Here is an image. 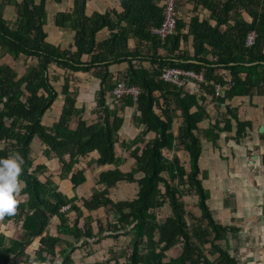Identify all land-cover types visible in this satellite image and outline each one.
<instances>
[{
    "label": "trees",
    "instance_id": "obj_1",
    "mask_svg": "<svg viewBox=\"0 0 264 264\" xmlns=\"http://www.w3.org/2000/svg\"><path fill=\"white\" fill-rule=\"evenodd\" d=\"M46 1L15 0L18 18L14 22L4 17L0 7L1 53L14 59L26 56L38 61L28 63L23 74L8 63L0 65V157L19 152L24 158V184L17 211L1 219L2 224L12 221L19 225L21 235H7L0 224V264H19L20 260L29 264L33 256L47 264H75L73 254L77 249L87 247L91 252L93 243L121 235L131 236L129 244L121 252L111 248L105 262L94 264H242L230 253L228 243L229 233H238L241 228L218 222L208 204L210 193L199 166L203 148L198 132L199 124L210 118L209 96L226 102L235 96L264 93V0H187L194 3L195 13L189 21L179 15L177 30L165 43L152 32L164 18V0H120L121 11L92 14L86 10L88 0H75L72 10L55 16L56 25L73 26L76 31L74 44L66 48L48 39L44 27ZM184 1L178 3V13ZM200 6L210 11L209 18H201ZM105 28L109 30L108 37L98 41V32ZM252 30L257 32V39L249 47L246 37ZM132 38L137 39L134 49L129 46ZM161 48L166 55L159 54ZM144 60L150 65L144 66ZM121 62H128V68L118 80L110 66ZM54 67L64 71L60 91L54 84L58 79ZM167 67L194 71L203 75L204 81L198 83L196 91L192 89L196 82L190 89L166 82L161 74ZM79 71L100 79L95 107L98 120L93 123H88L83 111L76 107L78 92L72 89L71 80L73 73ZM120 81L138 86L140 93L136 100L124 95L119 105L111 107L107 96ZM223 83H228L224 96L216 97V84ZM60 93L64 103L59 118L47 125L43 118ZM127 106H135L133 121L144 125V129L130 142L122 143L133 148L130 154L135 159L131 170L122 171L118 166L123 159L117 156L116 148L124 122L120 112ZM225 107L204 133L215 141L220 132L231 131L235 125L239 141L252 123L242 120L237 108ZM177 111L182 124L175 133ZM77 116V127L72 128L71 122ZM150 132L155 135L147 138ZM36 137L43 143L47 158L59 159L61 176L71 175L74 190L86 181L85 169L77 168L81 158L97 151L96 164L116 165L98 175L97 183L106 187L95 188L89 198L69 197L51 176L43 180L40 176L48 167L35 162L32 143ZM177 146L188 152L189 168L177 155L171 158L165 154ZM119 181L138 184L133 199L115 201L109 196V188ZM185 195L197 197L194 206L199 208V215L187 208L182 199ZM80 200L82 204L78 203ZM166 204L169 213L161 219L158 209ZM100 208L108 212L105 221L85 216L84 210ZM71 211L76 213L73 221L69 217ZM54 216L60 220L57 234L48 229ZM190 217L206 225L192 227ZM210 236V253L217 255L214 259L205 251ZM35 240L39 246L31 255L27 249ZM178 245L180 253L169 256L167 252ZM121 257L123 263L119 261Z\"/></svg>",
    "mask_w": 264,
    "mask_h": 264
},
{
    "label": "crops",
    "instance_id": "obj_2",
    "mask_svg": "<svg viewBox=\"0 0 264 264\" xmlns=\"http://www.w3.org/2000/svg\"><path fill=\"white\" fill-rule=\"evenodd\" d=\"M14 1L15 0H13V2H8L7 0H0V7L4 17L12 22L16 21L18 18L17 7ZM35 2L39 3L40 0H35ZM182 4L183 6L181 7ZM182 4L179 6V15H181L186 21H189L191 15L195 13L194 3L186 0L182 2ZM74 5L75 0L46 1L47 22L44 27L48 33L49 41L55 45H60L66 48L74 44L76 32L74 27L68 26L61 28L55 23V16L57 13L70 11L73 9ZM111 9L121 11V1L88 0L86 10L88 14H92L94 11L104 13ZM198 11H200L201 18L210 17V11L208 9L200 6ZM245 17L247 20H250L249 15L245 14ZM210 22L214 23V20L210 19ZM108 35L109 30L105 28L98 32L97 40L102 41L106 39ZM136 44L137 39H130L129 46L131 49H134ZM187 48L192 53L193 48L191 46H188ZM73 49H75V47H73ZM159 54L166 55L167 52L161 48L159 49ZM8 58L13 59L10 54H4L2 57L0 56V65L8 63ZM29 60L31 64H36L38 62L35 58H28V62ZM142 64L144 66L150 65L149 61L145 60L142 61ZM127 68L128 62L116 63L110 66L115 79L118 80L126 73ZM55 69V74L58 75V78H61L62 85L64 82V71L59 68ZM194 82L196 81L191 80L187 88H192V83ZM71 85L73 90H78L76 107L83 111V118L86 119L88 123L97 121L98 114L95 112L96 92L100 87V79L91 74H87L86 72L79 71L73 73ZM107 101L111 107H114L116 104L119 105L121 102L120 100L114 99L110 93L107 96ZM63 103L64 95L60 93L53 107L46 112L43 118L45 124L52 125L58 120ZM226 105H231L237 108L239 117L242 120H249L252 123V126L247 130V135L239 141L236 138L235 125L231 131L220 132V135L215 141H213L211 137L208 138L204 133V130L210 126L211 122L215 121L220 113L225 111ZM207 111L210 114V118L203 120L199 124L200 131L198 133L203 148L199 160V166L202 171L201 178L203 179V184L210 193L208 204L218 222L235 225L241 228L238 233H229L228 243L230 253L242 264H264V93L254 94L253 96H235L232 99L226 100V102H221L217 98L212 99L209 96L207 100ZM134 112L135 106H127L120 112V115L124 117V122L119 130V144H117L116 150L117 156H120L123 159L118 166L122 171L131 170L135 162V159L130 154L133 148H127L122 143L130 142V140L137 137L144 129V125L139 126L133 121ZM177 113L180 114V111H177ZM78 119V116L74 117L71 122L72 128L77 127ZM181 124L182 117L178 118L177 130H179ZM173 129L175 130V124ZM154 135V132H150L147 136L152 138ZM36 143H39V145ZM36 146L41 150L38 151ZM32 148L35 162L46 164L48 167L45 174H41L40 177L43 180H46L47 176H51V179L56 183L59 189L69 197L78 195L80 198H89L95 188L104 189L106 187L104 184L97 183L98 175L102 171L116 167L115 164H96L94 161L99 157L97 151L90 153L86 157H82L77 168L85 169L86 181L74 190L70 179L71 175L67 177L61 176L62 169L59 159H49L44 155V146L38 137L33 140ZM166 152L167 150L165 151V154ZM168 152L169 154L167 156L171 158L174 155L178 156V153L175 150ZM138 175V177L141 176L140 174ZM137 190V183L119 181L116 186L109 188V196L115 201L133 199L136 196ZM192 198L193 210H191L195 215H199L200 213L197 206H194L197 204V197L193 196ZM78 203L82 204V200ZM167 206L168 204L165 205V208ZM84 213L85 216L92 215L94 219L100 218L103 221L106 220L104 219V216H106L107 213L104 208L95 211L84 210ZM158 213L159 215L161 213L164 217L168 214L167 211L161 210V208L158 209ZM69 217L70 221H73L76 218L75 211L69 212ZM110 217L114 218V214H110ZM162 218L163 217H161V219ZM59 222L60 220L57 216L52 218L50 225H53L55 230L54 232L49 231L51 234L58 233L57 225ZM188 222L192 227L202 224V221L195 220L191 217ZM83 223L84 221L82 219L80 226H82ZM202 225L205 226L206 224L204 223ZM93 226L94 230L97 231L96 220L93 222ZM62 237L69 238L63 234ZM211 239L212 237L210 236L209 243H205V251L211 259H214L217 255L210 253ZM130 241V235H121L118 239L104 237L100 243H93L92 247L96 250L97 246L100 254L104 253L105 249L109 251L113 248L118 251L120 246L129 244ZM225 242L226 241H222L223 244ZM225 244H227V242ZM79 249L84 250V248ZM180 249L181 246L178 245L170 249L167 253L169 256L174 257L180 253ZM212 255H214V257H211ZM88 257H83L81 259L82 264H88L90 262Z\"/></svg>",
    "mask_w": 264,
    "mask_h": 264
},
{
    "label": "built area",
    "instance_id": "obj_3",
    "mask_svg": "<svg viewBox=\"0 0 264 264\" xmlns=\"http://www.w3.org/2000/svg\"><path fill=\"white\" fill-rule=\"evenodd\" d=\"M182 0H164V18L159 26L153 27L152 32L161 40L162 43H165L168 38L173 35L177 30L178 23V9L177 5ZM257 39V32L252 30L248 33L246 37V45L251 47L255 44ZM161 79L166 82L173 83L180 87H188L191 80L196 81L194 83L193 90L196 91L199 89L198 83L203 82V75L197 74L194 71L184 70L178 67H167L163 70L161 74ZM231 78L228 77L227 81L231 82ZM228 83L216 84V97H223L224 92L227 89ZM140 93V89L136 85H129L124 81L117 83L115 88L111 92V96L120 100L124 95H132L136 100ZM68 206L63 207L62 210H65Z\"/></svg>",
    "mask_w": 264,
    "mask_h": 264
},
{
    "label": "rangeland",
    "instance_id": "obj_4",
    "mask_svg": "<svg viewBox=\"0 0 264 264\" xmlns=\"http://www.w3.org/2000/svg\"><path fill=\"white\" fill-rule=\"evenodd\" d=\"M182 4V3H181ZM183 6V4L181 5V7ZM188 46H189V44H188ZM0 56L2 57L3 56V54L0 52ZM9 60H8V64H10L11 66H13L20 74H23L24 72H25V70H26V68H27V66H28V63H30L31 64V62H30V60H29V62H28V59H26L25 57H19L18 59H12V58H8ZM88 74V73H87ZM78 75H81V74H78ZM85 76V75H84ZM79 81V80H78ZM61 83H62V80H61V78L59 77L57 80H55L54 81V84H55V86L57 87V89L60 91L61 90ZM78 87V86H77ZM186 89H190V88H187L186 87ZM77 90V89H76ZM78 91V90H77ZM178 118H180V114L178 113L177 114V117H176V121L174 122V124H175V130H174V132L175 133H177L178 132V130H177V126H178ZM147 138H149L148 136H146ZM37 145H39V143H36ZM1 146V145H0ZM36 149L38 150V151H40L41 149H39L38 148V146H36ZM175 151H177V153H178V156L180 157V159H181V162L183 163V164H185L188 168H189V156H188V154H187V151H185L181 146H177L176 147V149H175ZM169 154V152L167 151L166 152V155H168ZM139 176V175H138ZM165 176L170 180V178H169V176H168V174H165ZM193 196L192 195H185V196H183V200L185 201V203H186V205H187V208H190V209H192L193 210V208H192V202H193V198H192ZM167 208V209H166ZM165 208V206L164 207H162L161 208V210H165V211H167L168 213H169V208L168 207H166ZM199 209V208H198ZM73 213V212H72ZM106 213H107V215H108V212H107V210H106ZM162 213V212H161ZM161 213H160V218L161 217H164V215H161ZM74 214V213H73ZM106 215V216H107ZM106 216H104V219H107V217ZM112 217V216H111ZM2 218H0V224H2V220H1ZM54 221H55V219H54ZM55 224V223H54ZM2 229L5 231V233L7 234V235H9V236H11V237H13V238H20V235H21V229H20V227H19V225H16V223H14V222H9L8 224H2ZM54 230H55V227L53 226V225H50V227H49V231L50 232H54ZM38 240H35L34 242H33V244L27 249V252L28 253H30L31 255H33L34 254V250L36 249V248H38V246H39V244H38V242H37ZM207 241H208V239H207ZM127 245V244H126ZM126 245H124V246H120L119 248H118V252L120 251H122L125 247H126ZM208 246H209V244H208ZM85 251V252H84ZM73 256L75 257V264H82V262H81V259L83 258V257H88V259H89V263L90 264H94V263H98V262H105L109 257H110V253H109V251H107V249H105V251H104V253H100L99 254V252H98V247L96 246V250H94L93 248H92V250H91V252L89 253L88 252V250H87V247H84V250L83 249H78V250H76L75 252H74V254H73ZM211 257H214V255H212ZM120 262H124V257H121L120 258V260H119ZM19 264H23V262H22V260H20V262H19ZM112 264H115V263H112ZM120 264V263H119Z\"/></svg>",
    "mask_w": 264,
    "mask_h": 264
},
{
    "label": "clouds",
    "instance_id": "obj_5",
    "mask_svg": "<svg viewBox=\"0 0 264 264\" xmlns=\"http://www.w3.org/2000/svg\"><path fill=\"white\" fill-rule=\"evenodd\" d=\"M24 158L19 152L0 157V218L13 216L18 208L19 195L24 184ZM29 264H47L46 260L30 257Z\"/></svg>",
    "mask_w": 264,
    "mask_h": 264
},
{
    "label": "water",
    "instance_id": "obj_6",
    "mask_svg": "<svg viewBox=\"0 0 264 264\" xmlns=\"http://www.w3.org/2000/svg\"><path fill=\"white\" fill-rule=\"evenodd\" d=\"M263 128H264V127H263ZM262 130H263V129H262ZM262 130H261V131H262Z\"/></svg>",
    "mask_w": 264,
    "mask_h": 264
}]
</instances>
